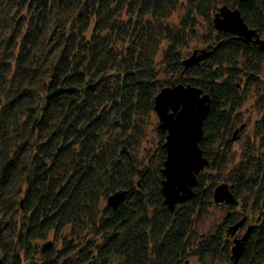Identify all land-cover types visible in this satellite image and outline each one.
Segmentation results:
<instances>
[{"label": "trees", "instance_id": "obj_1", "mask_svg": "<svg viewBox=\"0 0 264 264\" xmlns=\"http://www.w3.org/2000/svg\"><path fill=\"white\" fill-rule=\"evenodd\" d=\"M228 1L0 0V264H181L192 253L200 264H234L229 228L248 222L249 209L254 229L237 264H264V51L213 22L223 6L238 8L264 39V0ZM182 6L173 27L166 21ZM198 38L212 54L185 70ZM179 83L211 98L199 144L209 162L195 196L171 211L166 133L153 130L160 141L150 152L143 144L156 96ZM249 95L260 108L254 141L231 169ZM221 181L236 203L203 239L197 226ZM118 191L126 198L113 209L105 201ZM65 228L60 249L34 247Z\"/></svg>", "mask_w": 264, "mask_h": 264}, {"label": "water", "instance_id": "obj_2", "mask_svg": "<svg viewBox=\"0 0 264 264\" xmlns=\"http://www.w3.org/2000/svg\"><path fill=\"white\" fill-rule=\"evenodd\" d=\"M214 25L217 30L230 33L236 39L254 42L264 51V39L255 29L247 25L238 8L232 9L227 5L220 8L214 18ZM211 54L212 51L208 49L195 50L183 61L185 70L204 61ZM154 111L159 118L158 129L166 133V142L163 147L166 149L167 156L162 170L164 177L162 194L164 204L174 211L178 204L185 203L195 196L197 176L209 162L199 144L204 134V121L211 111V98L201 88L179 83L161 89L155 98ZM125 198L126 192L118 191L108 198L107 204L117 209ZM213 200L216 204L234 205L236 203L235 196L227 183L215 187ZM245 222L246 218H243L230 226L231 235L236 236ZM253 229L254 225H249L242 237H235L234 246L231 249L234 264L239 262ZM47 245L44 249L48 247Z\"/></svg>", "mask_w": 264, "mask_h": 264}, {"label": "rangeland", "instance_id": "obj_3", "mask_svg": "<svg viewBox=\"0 0 264 264\" xmlns=\"http://www.w3.org/2000/svg\"><path fill=\"white\" fill-rule=\"evenodd\" d=\"M233 0H229L227 4L230 6L232 5ZM122 0H115L116 5L113 8H118V4L121 3ZM123 3V2H122ZM226 4V3H225ZM126 11L123 10L122 13H120V17L124 18ZM186 14V7H178L177 11L173 12L170 16V18L166 21L168 24H170L173 27H177L180 24V21ZM214 22V20H213ZM201 28L203 32L206 31L207 25L206 22L202 21L201 23ZM93 29V24L90 30L87 32V35L90 36L91 32ZM202 34V32H201ZM200 36V35H199ZM168 45L166 41L162 43V48ZM206 44L203 43L202 38H198L196 41H193L190 45V47L185 50L184 52L186 53V57L188 58L192 55V53L199 49H206ZM162 49L158 51L157 55L154 57L156 61L159 62V66H161V61H162ZM263 80H264V71H263ZM240 116L242 118V122H239L236 124V126L233 129L232 132V145H233V158H231V163L229 164L230 168L233 169L235 164L239 162L242 152L243 147L247 144V141L252 140L254 141V129H255V122L257 121L259 114H260V108L255 106V97L252 95H249L245 101V104L243 107L239 110ZM159 126V118L157 117L156 113L152 116V123L151 127L149 128V132L147 134V140L144 141L143 148L144 152H150L152 148H157L156 146L159 144L160 139L157 137V133L153 132V130H156ZM243 127V128H242ZM235 138V139H234ZM228 183L221 181L218 183ZM107 203V200L105 201ZM215 203V202H214ZM104 202H102V205ZM227 204H216L214 207L211 208V211L209 212V215L202 218L201 221H199L198 226H197V232L199 233L200 236L204 239L210 232L214 231L216 227L222 223L224 217L228 214L230 210L227 209L226 207ZM240 205L237 209V211H241ZM248 215H245V217L248 218V224L244 228H241L240 231L236 233V236L231 235V241H232V247L234 246V239L235 237H242L249 225H254L253 220L254 215L252 214V210H248ZM243 219V218H242ZM253 219V220H252ZM22 222V218H21ZM22 226V223L20 225V228ZM17 231H19V226L17 228ZM69 228H65L64 230L61 231L58 235L54 232L51 231L48 236H46L44 239H39L37 241V244L34 241V247L38 245L40 249L42 248L43 245L51 242L55 244V246L60 249L61 246L63 245V238L67 235H69ZM198 235V236H199ZM16 236V234H15ZM232 249V248H231ZM232 255V251H231ZM3 254L0 252V258H2ZM40 260V256H34V260ZM218 260V261H217ZM1 263V261H0ZM27 264V262H26ZM181 264H200L199 257L195 255L194 253L191 254V256L184 260ZM205 264H232L231 262H227L226 259H224L222 256L218 257L216 261H212L210 257H208L205 261Z\"/></svg>", "mask_w": 264, "mask_h": 264}, {"label": "flooded vegetation", "instance_id": "obj_4", "mask_svg": "<svg viewBox=\"0 0 264 264\" xmlns=\"http://www.w3.org/2000/svg\"><path fill=\"white\" fill-rule=\"evenodd\" d=\"M246 224H248L247 222H245V224H244V226H243V228L246 226ZM240 231V230H239Z\"/></svg>", "mask_w": 264, "mask_h": 264}]
</instances>
